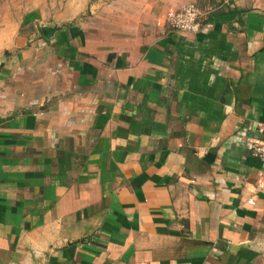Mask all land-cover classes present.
I'll use <instances>...</instances> for the list:
<instances>
[{"label":"crops","instance_id":"1","mask_svg":"<svg viewBox=\"0 0 264 264\" xmlns=\"http://www.w3.org/2000/svg\"><path fill=\"white\" fill-rule=\"evenodd\" d=\"M226 2L0 22V264H264V9Z\"/></svg>","mask_w":264,"mask_h":264},{"label":"rangeland","instance_id":"2","mask_svg":"<svg viewBox=\"0 0 264 264\" xmlns=\"http://www.w3.org/2000/svg\"><path fill=\"white\" fill-rule=\"evenodd\" d=\"M212 5H220L221 0H208ZM226 4L234 5L240 3L245 8H262L264 9V0H225ZM65 0H0V22L16 21L19 23L26 22L27 19L32 18L37 12H43L46 8L53 10V8L64 3ZM210 4V3H209ZM199 8V7H198ZM201 8V9H200ZM199 10L203 13V19H208L211 15L209 8H202Z\"/></svg>","mask_w":264,"mask_h":264},{"label":"built area","instance_id":"3","mask_svg":"<svg viewBox=\"0 0 264 264\" xmlns=\"http://www.w3.org/2000/svg\"><path fill=\"white\" fill-rule=\"evenodd\" d=\"M203 13L194 4H189L180 11L172 13L168 18V23L178 31L196 33L207 31V27L203 24ZM253 153L257 156L264 168V135L262 140L254 146Z\"/></svg>","mask_w":264,"mask_h":264},{"label":"trees","instance_id":"4","mask_svg":"<svg viewBox=\"0 0 264 264\" xmlns=\"http://www.w3.org/2000/svg\"><path fill=\"white\" fill-rule=\"evenodd\" d=\"M231 14V16H234L235 14H237L236 12H231L230 13ZM223 15V14H222Z\"/></svg>","mask_w":264,"mask_h":264}]
</instances>
